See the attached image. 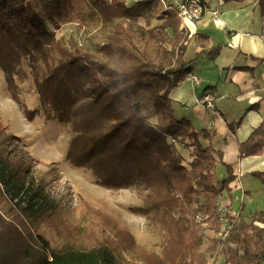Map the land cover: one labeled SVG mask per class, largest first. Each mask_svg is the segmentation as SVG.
I'll return each instance as SVG.
<instances>
[{
	"label": "trees",
	"instance_id": "1",
	"mask_svg": "<svg viewBox=\"0 0 264 264\" xmlns=\"http://www.w3.org/2000/svg\"><path fill=\"white\" fill-rule=\"evenodd\" d=\"M175 2L0 0V70L11 100L26 120L64 127L68 162L102 188L134 190L142 205L132 212L166 235L159 254L145 249L98 199L79 198L75 216L0 119V264H207L198 253L202 236L191 205L202 194L206 218L219 231L216 201L233 178L209 133L177 118L169 98L192 73L184 59L190 37ZM66 24L77 25L75 34L94 26L100 41L88 48L72 35L57 38ZM199 47L197 55H218L204 41ZM28 80L35 109L21 98ZM179 148L191 150L190 162ZM263 150L264 121L239 144V158ZM218 167L226 172L223 181ZM251 176L264 183L261 173ZM243 211L240 205L239 214L227 212V236L210 249L224 264H263L264 214Z\"/></svg>",
	"mask_w": 264,
	"mask_h": 264
},
{
	"label": "crops",
	"instance_id": "2",
	"mask_svg": "<svg viewBox=\"0 0 264 264\" xmlns=\"http://www.w3.org/2000/svg\"><path fill=\"white\" fill-rule=\"evenodd\" d=\"M201 2L218 15L207 12L200 19L181 21V29L190 37L184 59L192 73L170 91L169 98L175 116L186 118L198 131L206 130L210 144L231 169L233 179L223 189L220 205L231 215L239 214L240 205L243 216L264 214V183L251 176L257 172L264 178V150L258 156L239 158V144L264 121V0ZM203 41L209 49L219 48L213 60L197 55ZM191 76L199 79L198 85ZM205 93L214 97L212 109L197 103ZM235 123L238 126L232 129ZM217 174L221 181L227 177L222 167Z\"/></svg>",
	"mask_w": 264,
	"mask_h": 264
},
{
	"label": "rangeland",
	"instance_id": "3",
	"mask_svg": "<svg viewBox=\"0 0 264 264\" xmlns=\"http://www.w3.org/2000/svg\"><path fill=\"white\" fill-rule=\"evenodd\" d=\"M131 1V0H129ZM160 22L151 21V26H156ZM144 25V21L140 20ZM76 24H66L56 31L57 38L68 37L70 35L78 39L81 45L91 48L100 41V33L94 26H89L87 33L75 34ZM192 51L188 56H191ZM22 100L30 109L38 107V99L31 87V80L22 85ZM0 119L8 125V131L14 134L19 141V145L26 149L28 153L39 163L33 166V171L46 174V179L50 178V189L58 196L67 201V204L74 209V215L77 216L79 198L98 199L106 203L112 209L116 210L125 221L134 241L145 249L159 254L165 245L166 235L160 232L159 228H153L148 220L132 212L133 208L142 205L134 190H121L113 192L96 184L94 178L89 172L73 167L66 159V142L68 133L64 127L55 122H44L40 117L31 121L24 118L22 111L10 98L6 89L3 72L0 70ZM185 161L190 162L191 150L179 148ZM220 176V175H218ZM195 212V222L197 223L202 236V242L198 253L201 254L207 264H224L223 258L218 257L211 251L210 246L213 240L218 239L220 230L224 223L219 221V212L224 210L220 205V199L216 201V217L219 223V231H215L213 222L207 219L205 215V197L198 195L191 205ZM226 211V210H225ZM13 210L9 209L7 215H13ZM225 223L231 216L225 212Z\"/></svg>",
	"mask_w": 264,
	"mask_h": 264
},
{
	"label": "built area",
	"instance_id": "4",
	"mask_svg": "<svg viewBox=\"0 0 264 264\" xmlns=\"http://www.w3.org/2000/svg\"><path fill=\"white\" fill-rule=\"evenodd\" d=\"M177 16L180 21L185 19H200L204 14L210 12V14L214 17L218 15L217 10H209L207 6L201 2V0H180L175 2ZM191 81L194 85L199 84V79L195 76H191ZM214 97L210 93H205L201 97L197 99V103L205 106L207 109H212L214 107ZM225 209L219 212V221L224 223V227L220 230L218 238L224 239L228 233V224L225 223Z\"/></svg>",
	"mask_w": 264,
	"mask_h": 264
}]
</instances>
